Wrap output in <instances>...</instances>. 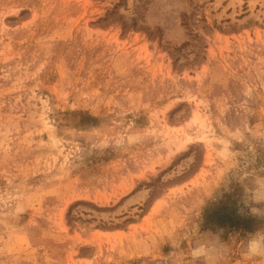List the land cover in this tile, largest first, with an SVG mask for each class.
I'll use <instances>...</instances> for the list:
<instances>
[{
  "label": "rangeland",
  "instance_id": "rangeland-1",
  "mask_svg": "<svg viewBox=\"0 0 264 264\" xmlns=\"http://www.w3.org/2000/svg\"><path fill=\"white\" fill-rule=\"evenodd\" d=\"M0 264H264V0H0Z\"/></svg>",
  "mask_w": 264,
  "mask_h": 264
},
{
  "label": "trees",
  "instance_id": "trees-1",
  "mask_svg": "<svg viewBox=\"0 0 264 264\" xmlns=\"http://www.w3.org/2000/svg\"><path fill=\"white\" fill-rule=\"evenodd\" d=\"M210 222V223H209ZM205 223L211 227H225L236 229L242 233H249L253 229L254 221L251 218H242L237 216L234 211L226 207L225 202L211 209L207 215Z\"/></svg>",
  "mask_w": 264,
  "mask_h": 264
},
{
  "label": "clouds",
  "instance_id": "clouds-1",
  "mask_svg": "<svg viewBox=\"0 0 264 264\" xmlns=\"http://www.w3.org/2000/svg\"><path fill=\"white\" fill-rule=\"evenodd\" d=\"M250 212H251L252 214H254L255 209H251V208H250Z\"/></svg>",
  "mask_w": 264,
  "mask_h": 264
}]
</instances>
